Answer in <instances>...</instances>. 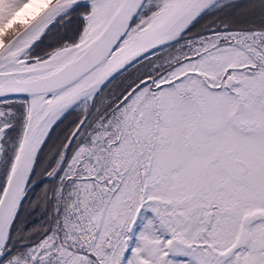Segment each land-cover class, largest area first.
<instances>
[{
	"label": "snow or ice",
	"instance_id": "1",
	"mask_svg": "<svg viewBox=\"0 0 264 264\" xmlns=\"http://www.w3.org/2000/svg\"><path fill=\"white\" fill-rule=\"evenodd\" d=\"M0 264H264V0H0Z\"/></svg>",
	"mask_w": 264,
	"mask_h": 264
},
{
	"label": "trees",
	"instance_id": "2",
	"mask_svg": "<svg viewBox=\"0 0 264 264\" xmlns=\"http://www.w3.org/2000/svg\"><path fill=\"white\" fill-rule=\"evenodd\" d=\"M235 2H237V3H246L247 2V0H235Z\"/></svg>",
	"mask_w": 264,
	"mask_h": 264
}]
</instances>
